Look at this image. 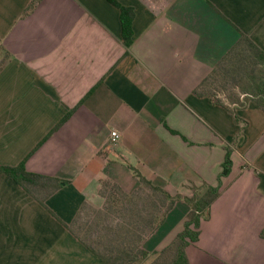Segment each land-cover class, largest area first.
I'll return each mask as SVG.
<instances>
[{"label": "crops", "instance_id": "0c3cea01", "mask_svg": "<svg viewBox=\"0 0 264 264\" xmlns=\"http://www.w3.org/2000/svg\"><path fill=\"white\" fill-rule=\"evenodd\" d=\"M117 1L135 11L128 48L108 0H0V165L61 181L40 188L50 211L0 173V264H105L75 235L88 204L104 213V184L129 193L141 175L190 196L219 182L227 148L231 172L187 255L264 264V111L250 100L237 122L195 92L243 36L264 51V0ZM190 208L177 199L143 248L170 243Z\"/></svg>", "mask_w": 264, "mask_h": 264}, {"label": "trees", "instance_id": "16d2710c", "mask_svg": "<svg viewBox=\"0 0 264 264\" xmlns=\"http://www.w3.org/2000/svg\"><path fill=\"white\" fill-rule=\"evenodd\" d=\"M108 1L119 7L121 10L123 41L128 48L133 42V20L135 17V11L132 7L125 6L117 0ZM34 3L35 1H33L31 6H33ZM244 44L249 45L253 52L258 56L259 60L256 64H261L264 67V51L248 36H243L239 43L219 61L211 73L201 81L198 88L195 90L199 95H208L213 103L226 107L234 114L237 122L241 121V118L237 114L236 107L244 106L250 100H253L264 111V68L262 69L263 75L260 77V81L254 86H251L246 75L248 68L246 63L247 57H237L238 54L242 53L241 49ZM0 46L1 51H3V54L0 55L1 70L7 59L10 57V52L4 46L1 39ZM238 77L240 81H238L239 79L237 80ZM253 77L255 76H251V79H253ZM219 78L225 80V83L222 84V86L213 88V90H208V85L216 84ZM232 79L237 80V82L234 83L233 92L227 94L228 80ZM242 85L245 86L244 89L242 88ZM242 95L243 97L241 98ZM225 101H229L230 104ZM68 116L69 115H66L49 134L58 129ZM232 165L231 148H227L225 160L222 165L223 168L219 174V182L216 185L207 182H203L200 185L193 184L191 185L192 194L190 196L179 194L177 198H171V195L164 188L154 185L150 180L141 175L140 188L142 189L145 187L148 190H151L153 194H155L152 200L141 205L135 198L137 190L132 193H122L127 204L129 203L131 205V208L128 207V209L134 214L137 213L141 216V208L147 209L148 217L147 219L143 218L149 228L148 231H146V237L163 222L166 213L172 208L177 199L184 197L190 204L191 208L183 223L182 230L175 235L170 243L154 252L157 256L150 264H191L187 255V247L191 243H195L199 240L201 223L203 220L209 219L211 215V206L221 194V178L222 176H227L231 172ZM0 173H5L14 178L27 190V192L35 196L47 209H49V207L45 203L46 198L39 194L40 188L46 187L49 190V193L50 191H55L61 186V181L57 177L28 172L25 169V161L17 166L0 165ZM114 185L123 190L119 185ZM102 193L105 195L106 199H108L104 190ZM166 200H168V202H166ZM107 207L108 206H105V208ZM49 210L51 211V209ZM121 230L122 227L120 225L117 228H109V233L107 234L108 242H114L116 238H119L118 234H120ZM75 235H77V237L105 264H143V262L151 255V253L142 246L144 240L140 245H135L134 248H129L128 245H123L121 248L118 247V244L111 243L110 245L104 246V249L108 251V253H104L96 249L91 243H88L80 233H75Z\"/></svg>", "mask_w": 264, "mask_h": 264}, {"label": "rangeland", "instance_id": "374dc122", "mask_svg": "<svg viewBox=\"0 0 264 264\" xmlns=\"http://www.w3.org/2000/svg\"><path fill=\"white\" fill-rule=\"evenodd\" d=\"M242 53L238 54V58L242 56H246V63L248 65L247 68V80L251 83V86H254L257 82L260 81V77L263 75L262 69L264 68L261 64H256V62L259 60L258 56L253 52L252 48L249 45L244 44L242 46ZM3 54V51H1L0 46V55ZM251 76L253 79H251ZM239 77L237 78V80ZM237 80H228V91L227 94H230L233 92V86L234 83L237 82ZM240 81V79L238 80ZM209 83V82H208ZM225 83V80L219 78L218 82L215 84H209L208 90H213V88L217 86H222V84ZM219 88V87H218ZM242 88L244 89L245 86L242 85ZM137 187L135 190H137L136 193V200L142 205L145 202H148L149 200H152L155 196L151 190H148L147 188H140ZM103 190L105 194L107 195L108 199L105 201L104 209L101 212L97 211L96 207H91V205L88 204L86 213L88 216V222L85 223L84 221L81 222L84 231L80 232L81 236L87 240L88 243H91L96 249L100 250L101 252L108 253L104 249V246L113 244H118V247H121L123 245L127 246L129 248H134L135 245L138 246L140 243H142L143 240L146 238V231H148V227L146 224V221L143 220L147 219L148 217V211L145 208H141L140 215L137 213H133L131 210L128 209V207L131 208V205L126 202V199L123 198L122 193L126 192L125 190H121L119 187H116L114 184L107 183L104 184ZM133 190V191H135ZM132 191V192H133ZM129 192V193H132ZM171 195V194H170ZM179 194L171 195V198H177ZM168 202V200H166ZM105 206H108L105 208ZM110 206V207H109ZM158 214V213H157ZM161 214V213H160ZM122 227V232L120 231L119 238H116L114 242L109 243L107 234L109 233V228H117L118 226ZM137 241V243H136ZM144 242V241H143ZM157 254L152 253L144 262L143 264H150Z\"/></svg>", "mask_w": 264, "mask_h": 264}, {"label": "built area", "instance_id": "2783aa9c", "mask_svg": "<svg viewBox=\"0 0 264 264\" xmlns=\"http://www.w3.org/2000/svg\"><path fill=\"white\" fill-rule=\"evenodd\" d=\"M111 135L113 141H117L120 138V133L116 129L111 131Z\"/></svg>", "mask_w": 264, "mask_h": 264}]
</instances>
